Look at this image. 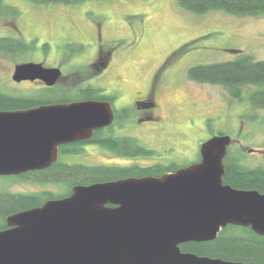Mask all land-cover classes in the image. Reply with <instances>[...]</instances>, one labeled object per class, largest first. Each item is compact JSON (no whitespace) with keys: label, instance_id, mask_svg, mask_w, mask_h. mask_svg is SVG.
I'll use <instances>...</instances> for the list:
<instances>
[{"label":"rangeland","instance_id":"obj_1","mask_svg":"<svg viewBox=\"0 0 264 264\" xmlns=\"http://www.w3.org/2000/svg\"><path fill=\"white\" fill-rule=\"evenodd\" d=\"M3 1L20 13L0 17V36L22 37L29 49L0 54L2 91L39 100L45 96L40 88L13 84L14 65L28 60L61 64L59 86L65 95L78 93L87 83L110 93L116 107L129 110L109 134L136 138L153 150L149 156L130 157L89 146L70 155V161L178 169L200 161L203 142L227 134L232 138L227 152L231 161L264 167V108L249 101L255 86L245 87L243 99H234L225 86L196 81L188 74L193 65L228 60L236 51L264 59V14H197L185 10L179 0ZM136 100L143 103L137 110L132 106ZM0 191L66 194L69 183L0 175Z\"/></svg>","mask_w":264,"mask_h":264},{"label":"water","instance_id":"obj_2","mask_svg":"<svg viewBox=\"0 0 264 264\" xmlns=\"http://www.w3.org/2000/svg\"><path fill=\"white\" fill-rule=\"evenodd\" d=\"M58 67L16 64L13 80L54 85ZM109 101L79 100L0 110V175L50 166L58 145L89 139L112 124ZM231 136L202 143L201 160L161 176L78 184L71 194L6 217L0 264H264L182 251L214 240L229 224L264 235V193L223 182Z\"/></svg>","mask_w":264,"mask_h":264},{"label":"trees","instance_id":"obj_3","mask_svg":"<svg viewBox=\"0 0 264 264\" xmlns=\"http://www.w3.org/2000/svg\"><path fill=\"white\" fill-rule=\"evenodd\" d=\"M40 3L77 4L87 0H32ZM187 11L203 14L210 11H224L234 15L264 14V0H179ZM20 13L16 6L0 0V17H15ZM190 44V43H189ZM180 50H184L187 45ZM83 45H79L81 49ZM77 47V46H75ZM29 45L22 37L0 36V53L18 55L27 52ZM74 52V48H71ZM189 77L200 82L221 84L226 87L234 99H243L245 87L255 86L249 95L253 106L264 108V59H255L244 51H236L233 58L210 63H199L188 70ZM80 92V91H79ZM78 92V93H79ZM63 95L68 102L78 98L79 94ZM84 96L99 100H114L109 94H103L98 87L91 88ZM96 99V100H97ZM151 103V102H149ZM38 104L34 98L17 96L0 89V110L28 109ZM126 110V111H125ZM129 109L125 108L124 112ZM101 146L125 156H149L153 150L140 144L130 136H106L94 139ZM81 149L76 150L79 152ZM229 155V154H228ZM228 155L224 159L225 174L223 182L237 189L257 190L264 193V167L248 168L239 161H231ZM177 169L175 165L153 164L148 166L129 165H88L84 163L57 162L49 167L31 170L22 176L40 182H67L69 191L66 194L52 192L22 193L0 191V230L7 228L6 217L33 207L41 206L49 199H56L71 194L72 187L78 184L117 180L126 177L161 176ZM182 251L192 252L199 256L222 258L229 261L264 263V235H260L249 226L229 224L223 227L218 236L210 241H188L180 245Z\"/></svg>","mask_w":264,"mask_h":264},{"label":"flooded vegetation","instance_id":"obj_4","mask_svg":"<svg viewBox=\"0 0 264 264\" xmlns=\"http://www.w3.org/2000/svg\"><path fill=\"white\" fill-rule=\"evenodd\" d=\"M99 49L96 52L97 53H100L99 55H101L102 49H100V52H99ZM62 56L63 55L61 54L58 57L61 58ZM28 61H34V62H41V63H43L42 61H39V60H28ZM60 63H62V62H60ZM43 64L46 67H58L59 65H61V64L54 65L52 63H47V64L46 63H43ZM103 64H104V66L106 68V67H108L109 62L106 61ZM15 66H16V64L14 65L13 71L10 73V77H11L12 80H13V74H14V71H15ZM59 67L61 68V66H59ZM61 70H62V68H61ZM62 76H63V71H62L61 77L57 80V82L54 85H51V86L50 85H47L41 79L22 80V81H19V82L13 80V84L30 83V84H33L34 86L40 88L42 90V92L45 93V96L43 98H39V100H36V102H38V104H35L32 107H36V106H40V105H52V104H58V103H66V102L63 101V95H64V92L62 91L63 88L59 86V81L62 80ZM91 88H96V86H94L92 84L90 85L89 83H87L86 85H83L82 87L81 86L78 87V91H80V92L83 93V94H81L79 92L80 94L79 93L78 94L79 95H83V96H79L76 99L69 100L67 103L72 102V101H79V100H89V99L96 100L97 98H90V97L84 96V94L87 91H89ZM3 92H5V91H3ZM6 93H9V92H6ZM102 93L103 94H109L110 95V93H104V92H102ZM9 94H13V95L20 96L19 94L12 93V92H10ZM26 97L32 98L30 96H26ZM97 100H99V99H97ZM114 100H108V99L107 100H100V101H109L111 103L112 109H113V112H114V120H113L112 124L109 125V126L103 127V128L95 129L93 131L92 136L89 139L76 140V141H71V142L59 144L58 145V157H57V159L52 164L57 163V162H62V163H67V164L79 163V162H76V161L75 162L74 161H70V155H74L76 153L79 154L83 150H86L89 146H95V147L101 146L99 143H97L94 140V139H97V136L99 138V137H103V136L106 137V136H111L112 135V134H109L108 131L111 129V127L117 125V123H115V122H117L119 120L118 119L119 116L122 117L123 116V113H124V108H122L120 106L116 107ZM140 100H136L132 104V106L136 110L139 109L142 106V104H143L142 101H140ZM148 105H150V104H148ZM141 120H143V118ZM117 137H121V136H117ZM78 149H81V150L79 152H76V150H78ZM21 174H24V173H21Z\"/></svg>","mask_w":264,"mask_h":264}]
</instances>
